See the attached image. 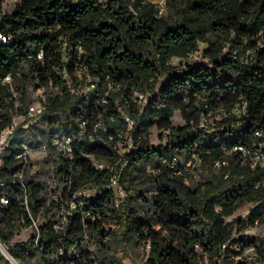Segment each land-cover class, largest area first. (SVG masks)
I'll return each mask as SVG.
<instances>
[{"label": "trees", "instance_id": "obj_1", "mask_svg": "<svg viewBox=\"0 0 264 264\" xmlns=\"http://www.w3.org/2000/svg\"><path fill=\"white\" fill-rule=\"evenodd\" d=\"M2 3L0 31L13 43L0 46V130L13 116L26 114L31 88L53 87L59 94L50 98L41 127L17 132L4 155L1 181L12 179L18 166L14 155L24 141L43 142L59 133L76 136L79 123L92 112L103 116L110 132H128L125 117L135 123L125 181L136 195L116 216L120 230H107L105 219L85 230L75 219L65 233L56 232L52 208L43 197L45 185L32 179L27 182L29 205L34 217H44L38 247L33 238L13 244L19 226L29 228L31 221L17 202L0 203V241L16 262L32 264L38 258L40 264H63L55 259L58 249H68L85 231L99 246L94 253L98 264H123L110 243L119 237L138 246L150 244L145 264H247L251 245L264 260V239L244 234L247 225L264 223V172L251 167L249 155L264 146V0H168L164 17L149 0H19L11 14L2 12ZM200 44L206 45L207 63L185 62ZM78 47L85 53L79 55ZM249 51L250 60H244ZM174 59L183 63L175 66ZM76 67L97 82L89 99L70 94L58 76L66 70L74 81ZM7 75L18 79L13 85L18 97L2 82ZM136 94L147 96L148 103L135 102ZM244 105V113H233ZM177 113L184 126L174 125ZM210 115L220 119L215 126L205 125ZM154 128L165 145L150 144ZM76 141L98 160L115 161L113 153ZM240 146L250 153L234 151ZM193 154L211 170L217 161L228 164L193 186L172 178L161 164L179 157L188 161ZM150 168L157 174L148 173ZM81 171V180L97 181L90 162H83ZM149 187L154 189L151 199L145 194ZM246 204L252 205L246 220L228 221ZM0 264L11 263L0 253Z\"/></svg>", "mask_w": 264, "mask_h": 264}, {"label": "built area", "instance_id": "obj_2", "mask_svg": "<svg viewBox=\"0 0 264 264\" xmlns=\"http://www.w3.org/2000/svg\"><path fill=\"white\" fill-rule=\"evenodd\" d=\"M167 2L168 0H161L159 3H153L158 10L159 17H164ZM11 3L13 8L6 13L5 9ZM18 3L19 0H3L2 12L4 14L13 13ZM11 43H13L12 36L5 35L0 31V46ZM77 51L79 55L85 53L82 47H78ZM249 52L245 59L247 61L250 60L249 56L253 54V51ZM38 58H43L42 52H40ZM66 62L68 61L66 60ZM85 71L83 72L82 69L76 67L74 70V81L66 70L63 73L59 72L58 76L66 84L70 94L79 98L89 99L97 87V82H94L87 70ZM12 79L11 75H7L2 82L3 84L8 83L14 97H18V92L10 85ZM75 83L78 88H74L73 84ZM52 90L58 92L53 87L49 90L44 87L31 88L32 99L27 107L26 114L13 116L11 123L0 130V176L4 166V155L15 141L17 132L19 130H27L33 126L41 127L45 113L48 110L50 98L53 96V94H48V92ZM105 95H108V93ZM102 101L106 102V98H103ZM134 101L144 106L149 99L142 94H136ZM245 108L246 105L243 106V109H235L233 113H244ZM125 121L128 124V132H123L119 129L116 132H110L109 124L103 121V116L99 112H92L91 117H87L79 123L76 136L59 133L48 137L43 142L32 143L24 141L20 145L19 151L14 155L18 166L12 174V179L1 181L0 178V203L5 207L13 202L23 206L31 221L29 228L33 230L32 238L36 247L39 246L41 239V224L39 225L38 217L33 216L29 205L27 182L32 179L44 183L43 197L45 198V205L52 208V227L53 230L59 233H65L75 219L80 221L85 230L89 225L104 219L108 222L112 215L119 213L124 205H128L130 193L127 190L125 179L129 161L126 159V155H129L135 149L134 138L130 133L135 123L129 117H125ZM110 122H115L114 117L110 118ZM81 139L89 144L101 147L106 152L113 153L115 161L98 160L95 154L86 151L83 146L77 143L76 140ZM234 151H239L244 155L250 153L243 146L236 147ZM249 155L251 167L260 168L264 172V146H258ZM83 162H90L97 172V181L80 179ZM161 164L171 171L172 178H184L187 183L190 172L195 173L201 166L204 167L202 160L195 154L188 161L179 157V159H174L171 162L168 159H164ZM227 164V161H217L214 163V169L219 171ZM148 173L157 174L156 170L152 168L148 170ZM6 186L11 188V191H8ZM25 221V218H22L21 224H24ZM262 225L264 223L257 220L253 226H246L244 234L249 238H258L259 236L255 230ZM0 246L5 249V251L0 249V253L11 264H19L9 254L6 245L1 241ZM226 247L223 246V248ZM97 248H99L98 244L85 231L83 236L68 249L59 248L55 259L61 260L63 264H77L76 262L80 264H98L94 255L97 252ZM146 248L150 251V244ZM195 248L199 256L202 257V247L196 244ZM80 251H82L84 256H91L89 258L82 257ZM257 260H259L257 249L251 245L245 252V261L247 264H252ZM262 263H264V260H262ZM202 264H208V261L205 260Z\"/></svg>", "mask_w": 264, "mask_h": 264}, {"label": "rangeland", "instance_id": "obj_3", "mask_svg": "<svg viewBox=\"0 0 264 264\" xmlns=\"http://www.w3.org/2000/svg\"><path fill=\"white\" fill-rule=\"evenodd\" d=\"M161 0H149L150 3H159ZM13 8V4H8V6L6 7L5 11L10 12ZM168 14L167 9L166 12L164 14V16H166ZM206 48V45L200 44L199 46V52L193 54L192 56H190V58H188L185 62L187 63H192L194 65H199L201 63H207V60L204 59L203 57V49ZM250 52H248L246 55H249ZM243 59L245 60L246 57H243ZM183 62L180 61L179 59H174L172 61V64L175 66H179L181 65ZM18 79H12L10 82V85H14V83L17 81ZM8 85V83H7ZM58 92L56 90H52L49 91L48 94H57ZM19 96V94H18ZM32 99V93H31V89H30V102ZM208 124L206 123L205 125L208 126H215L217 121H220L219 118L215 117L214 115H210V117L208 118ZM173 123L175 126H184L185 123L184 121L181 119L180 114H176L174 119H173ZM160 133L161 131L158 130L157 128L152 129V135L150 137V144L153 147H158L161 144L165 145L166 141L162 140L160 137ZM192 170V169H191ZM214 173H218V170L215 169H210L209 166H204V167H200L198 169L197 172L195 173H191L188 176V184L193 186L196 185L198 183H201L202 181L206 180L210 175L214 174ZM139 182V181H138ZM127 184V182H126ZM128 185V184H127ZM140 188L142 191L146 190L145 187H138ZM148 189H150L149 192L145 191L146 197L148 199H151L152 195L154 194V189L152 187H149ZM135 190L131 191L130 193V197L131 196H135ZM252 208L251 204H246L244 206H242L231 218H228V221H234V220H240V219H247L248 215H249V211ZM120 214L119 213H115L114 215H112L109 219V221L107 222V226L106 229L111 230V231H119L120 230V225L118 224V218L116 216H118ZM39 219V225L42 224L44 222V217L43 215H40L38 217ZM255 232L257 233V235L261 238L264 239V225H262L261 227H257ZM18 237H16L14 239V243H24L29 241L32 237H33V230L31 228H25L24 226H19L18 229ZM111 242V246H112V254L115 255V258L120 260L123 264H145L149 258V250L144 247L143 245H135L126 241H123L120 237L113 241L112 239L110 240ZM99 248H97L96 250H98ZM95 250V251H96ZM38 258L37 260H34L32 262V264H40L38 262ZM252 264H264L262 263V260H257L254 261Z\"/></svg>", "mask_w": 264, "mask_h": 264}, {"label": "bare ground", "instance_id": "obj_4", "mask_svg": "<svg viewBox=\"0 0 264 264\" xmlns=\"http://www.w3.org/2000/svg\"><path fill=\"white\" fill-rule=\"evenodd\" d=\"M0 249H1L2 251H5V249H4L3 247H1V246H0ZM14 264H15V263H14Z\"/></svg>", "mask_w": 264, "mask_h": 264}]
</instances>
